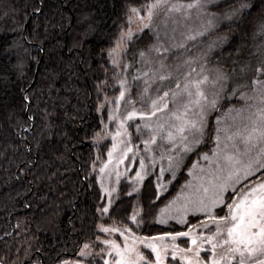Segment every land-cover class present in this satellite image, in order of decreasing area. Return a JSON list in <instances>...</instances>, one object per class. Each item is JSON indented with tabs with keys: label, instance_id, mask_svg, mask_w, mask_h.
<instances>
[{
	"label": "snow or ice",
	"instance_id": "6c2138e0",
	"mask_svg": "<svg viewBox=\"0 0 264 264\" xmlns=\"http://www.w3.org/2000/svg\"><path fill=\"white\" fill-rule=\"evenodd\" d=\"M193 10L203 21L201 27L182 33L183 41L174 47L187 50L188 41L217 29L221 22L229 32L235 25L242 35L232 50L235 58L230 61L231 68H209L208 52L174 65L165 62L171 58L166 54L172 46L162 39L161 24L165 35L169 24L175 33L177 26L192 18ZM142 11L144 15H140ZM157 19L160 24H156ZM135 21L139 27L134 32ZM145 29L148 32L140 38L138 33ZM219 39L227 41L229 37ZM128 43L133 49L131 62L117 58V54L129 55ZM214 44L209 45V51ZM108 54L112 75L96 85V111L106 109L107 120L115 129L109 131L104 125L102 133L96 134L97 143L111 138L107 160L99 169L107 203L97 211L108 214L117 202L114 194L120 196L116 187L105 185L106 178L115 175L119 183L129 172L125 162L138 161L139 170L124 196L139 197L140 185L148 174L146 161L155 168L158 157L157 195L166 190L162 182L165 172L170 175L169 184L182 167L191 177L161 214L181 225L188 224L191 215L197 223L186 231L157 236H137L131 228L101 224L100 232H119L123 237V246L116 240L101 241L105 247L99 254L111 257L104 259V264H165L169 250L172 261L179 258L180 264H264V10L257 12L252 0H147L139 8L128 9L127 29L121 30ZM109 88L114 89L111 96ZM234 99L239 107L232 103ZM225 105L229 107L222 116L220 109ZM213 113L217 115L211 122ZM209 141L214 145L211 154L202 151ZM190 154L198 159L188 167L184 160L191 159ZM122 164L124 172L120 171ZM128 219L137 226L143 219L135 205ZM159 222L167 223V219ZM94 246L85 243L80 256L92 255L90 248ZM140 246L150 250L147 256Z\"/></svg>",
	"mask_w": 264,
	"mask_h": 264
},
{
	"label": "trees",
	"instance_id": "16d2710c",
	"mask_svg": "<svg viewBox=\"0 0 264 264\" xmlns=\"http://www.w3.org/2000/svg\"><path fill=\"white\" fill-rule=\"evenodd\" d=\"M146 2L0 0V264L77 259L81 246L99 235L102 214L97 209L104 202L96 177L109 141L96 140L105 117L96 111V85L105 80V70L112 75L108 53L128 9ZM252 2L257 12L264 10L261 0ZM192 17L201 20L195 10ZM241 35L235 25L229 32L221 22L188 41L186 53L208 52L209 68H231L232 50ZM223 36L229 39L221 41ZM128 50L131 62L130 43ZM170 61L178 62L176 57ZM109 89L112 95L114 89ZM232 103L239 107L235 99ZM190 161L186 157L185 164ZM147 181L139 197H126L122 190L107 219L129 225L127 217L138 198L146 212L141 226L132 227L137 234L174 231L152 221L162 204L158 197L154 200L155 190ZM173 184L163 200L174 192Z\"/></svg>",
	"mask_w": 264,
	"mask_h": 264
},
{
	"label": "rangeland",
	"instance_id": "374dc122",
	"mask_svg": "<svg viewBox=\"0 0 264 264\" xmlns=\"http://www.w3.org/2000/svg\"><path fill=\"white\" fill-rule=\"evenodd\" d=\"M139 7H137V8H139ZM140 15H144V12L142 11L140 13ZM201 20L195 19L194 17H192L190 20H188L186 22H182L180 26H177L175 33H173L171 31V28L173 27V25L169 24V27H168V30H167V35H165V29L163 28V25L161 24V37H162V39L168 40V45L169 46H172L171 47V52L168 53V54H166V55H168L171 58H175L176 57L177 60H178V62L182 61L184 58H187L188 57L187 55L193 56L190 53H186V50L184 51V49H177L176 47H174V45L183 41V35H182V33H186L189 30L196 31V29H198L199 26H200V24H201V23L199 24V21H201ZM125 21L126 22L121 25V27H120V29H119V31L117 33V37L120 35L121 30H126L127 29V17H125ZM156 24H160V20L159 19H157ZM138 27H139V22L138 21H135V23L133 24V31L135 32ZM154 27H155V25H154ZM140 33H138V34L140 35ZM173 35L175 36V39L174 40L168 39V38L172 37ZM117 37H116V41H117ZM115 46H116V43L111 48H114ZM16 47H18V45H16ZM125 47L127 49H129V43L126 44ZM183 54H184V56H183ZM153 56H155V53H153ZM117 58H123L124 60H126L128 62V60H127L128 56L127 57H121L119 54H117ZM171 58L170 59H167L165 62L166 63L167 62H171L170 61ZM137 67H140V65L137 66ZM109 74L110 73H109L108 70H105L104 71V75H105L104 77H105V79H110L111 78L109 76ZM111 89L112 88H110L109 90H111ZM101 96H103V92H102V95ZM225 111H226V109H225ZM101 112H104L105 113V117L103 118L104 123H103V126H102V130L104 128V125H108L109 131H114L115 125H114V123L112 121L107 120V111H106V109L105 110H102ZM106 140L109 141V146H108V148H109L111 146V138L110 137H107L105 139H102L99 142H103V141H106ZM213 146H214L213 143L211 141H209V142H207L205 144V146L203 147L202 151L209 152V154H211L209 150ZM141 147H142V145H141ZM197 159H198L197 156L191 155V159H190L191 161L189 162L188 167H191V164L193 162H195ZM106 160H107V153H106V158L100 163V165H99V167L97 169L98 170V174H97L96 179H97V183H98L100 189H101V180H100L101 173H100L99 169H100L102 163L104 161H106ZM185 162H186V157H185V160H184V164H185ZM160 163L161 162H160L159 158L157 157L156 167L153 168L151 166V161H146V166H147V172H148V174L145 176L143 182L141 183L140 190L143 187V185L144 186L145 185L148 186V181L147 180L149 179L150 180V183H151V186H153V189L155 190L154 193H155L156 196L154 197V200H156L157 197H158L160 199V201H161L162 206H160L159 208H157V210L155 211V217L152 219L153 222H155L158 225L167 227V228L175 227V230L178 228L176 231H186L187 230V227L189 225H192V224H196L197 223V219H195L194 217H192L190 215L188 217V224L181 225V224L176 223L175 220L169 219L166 214H161V211L160 210L163 209V208H165V205H167L169 203V201L173 200V198L181 190V185H183L185 183V180L191 179V177H188V175H187V168L182 167L177 172L176 182H175V180H173L169 184V183H167V181L170 179V175H169L168 172H165L162 182L165 184V189L166 190L161 191L159 193V195H157L156 183H157V176L159 175ZM200 163L203 164L205 162L204 161H200ZM125 164L129 168V172L125 173V175H122L120 177L119 183L116 182L115 175H112L110 178H106L104 180V183H105L106 186H110V187L111 186H114V187H116L118 189L119 192H121L122 190H125V192L130 191V188L128 187V185H130L132 178L135 176V171L139 170V163H138V161H136V162L126 161ZM125 164L120 165V171L121 172H124V170H125ZM164 166L165 167L167 166V161L166 160L164 161ZM181 174H183V176H181ZM172 183H174L173 184V187L175 189L172 190L174 192H172L171 194H169L168 197L163 200V198H161V197H163V195L165 194V192L168 190L169 186ZM146 189H148V188H146ZM185 191H187V190H185ZM101 193H102V196H103V202H104L103 203V206H104L107 203V197H106V194L102 191V189H101ZM133 196H135V194ZM115 198H116V196L114 194V200H115ZM133 202H134L133 205L136 206L137 210L140 212V215L141 216L145 215V212L146 211L143 209L145 207H142L141 206V204L139 203L140 201L138 200V198H135ZM131 214H132V212H131ZM107 215L108 214H103L102 215V217H101L102 218V222L100 224H98V226L101 225V224H103L106 227L107 226H112V225H115L118 228H125V227H127V228H131L132 231L137 236H142V235L137 234V232L133 230L132 227H138V226L136 224H134L130 219H128V217L130 215H128V217H127V224H129L127 226L125 224H123V223H119V222H116L114 220H108L107 219L108 218ZM159 219H167V223H160L159 222ZM200 219H203V217H201ZM141 223L142 222H140L139 227L141 226ZM98 226H97V230L99 232V235L97 237H99V240H97V238H96L95 241H93L92 243L85 242V243H89L90 245H95L94 247H91L90 248V251L92 252V255L87 256V257L80 256V250L83 248V245L85 244L84 243L81 246V248H80V250H79V252L77 254L78 255L77 256V259L66 260V261H63V262H68V264H74V262L80 261L81 264H99V262L102 263V264H104V259H111V257H109L106 253L99 254L100 248L105 247L101 243V241L104 240V239L116 240V242L118 244H120L121 246H123V237L120 235L119 232H116V233H102V232L99 231V227ZM145 227L147 228V226H145ZM182 227H185V228L182 229ZM160 234H162V233H160ZM157 235H159V234L146 235V236H157ZM183 239L184 238H181V240H183ZM181 246L183 247L184 245L181 244ZM140 249H141L142 252L145 253L146 256L148 255V252L150 251V250L144 249L143 246H140ZM151 259L154 260V254L151 257ZM170 261H171V264H180L179 258H177L176 261H172V258H171V255H170V250H169V255L166 257L165 264H169ZM63 262L62 263H59V264H63Z\"/></svg>",
	"mask_w": 264,
	"mask_h": 264
}]
</instances>
